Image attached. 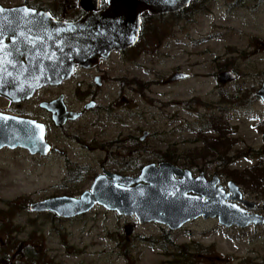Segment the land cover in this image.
Wrapping results in <instances>:
<instances>
[{
  "label": "rangeland",
  "instance_id": "rangeland-1",
  "mask_svg": "<svg viewBox=\"0 0 264 264\" xmlns=\"http://www.w3.org/2000/svg\"><path fill=\"white\" fill-rule=\"evenodd\" d=\"M222 3L223 0H215L212 14L199 16L189 33L175 28L161 49L149 47V53L156 50L153 55L138 58L139 47L125 55L127 62L121 58V76L127 74L140 81L138 91H125L121 95V173L136 176L144 165L157 163L159 154L168 152L178 157L176 165L190 169L195 176L201 172L207 178L218 174L227 188L228 181L233 180L229 169L245 171L260 162L251 153L264 147V102L256 95L264 81V10L256 14L242 6L227 11L220 7ZM177 70L190 73L191 77L170 82L169 78ZM226 70L235 71L238 77L220 82L218 74ZM6 103L0 98V111ZM218 117H223L232 129L225 134L229 142L226 157H222L223 152L202 149L206 146L205 140L215 135L209 128L212 118ZM45 121L51 143L66 149L82 164L100 171V165L87 149L58 132L50 120ZM70 129L71 134L85 140L86 119ZM145 130L152 136L146 138L144 152L134 159L132 150L136 145L131 137L139 138ZM114 131L105 137L110 138ZM60 155L54 151L44 156L33 155L23 148L0 150L1 236L5 235L2 230L7 226L31 225L36 221L34 224L46 226L45 231L49 232L44 233L45 247H53L58 260L66 264L83 260V264H264V224L226 227L213 217L191 220L174 232L175 244L179 246L170 247L172 255L164 253L161 247L140 242L136 243L131 259L120 258L110 251L112 242L107 244L110 252L104 255H65L59 238L50 235L51 213L38 216L28 208L34 201L72 194L92 183L87 179L76 188L66 176ZM230 156L240 157L229 164L226 160ZM241 189L245 197L257 201L264 210V193H252L243 186ZM101 211L94 213L100 215L97 220L107 219L113 229L119 217L113 213L106 216ZM130 221V216L121 215V234L122 225ZM83 227L80 224L70 228L75 232L73 240L77 243L81 242L80 234L89 240ZM138 231L158 235L161 228L158 224H145ZM186 259L192 262H184Z\"/></svg>",
  "mask_w": 264,
  "mask_h": 264
},
{
  "label": "water",
  "instance_id": "water-1",
  "mask_svg": "<svg viewBox=\"0 0 264 264\" xmlns=\"http://www.w3.org/2000/svg\"><path fill=\"white\" fill-rule=\"evenodd\" d=\"M97 1L81 0L88 12L78 20H59L28 6L6 8L0 4V95L21 101L43 86L58 85L71 77L76 65L89 67L113 50L137 44L143 11L176 12L190 3L108 0L106 9L94 11ZM237 76L226 70L219 79L226 83ZM187 77L188 73L177 72L169 81ZM256 94L264 102V82ZM45 105L51 109L50 104ZM79 116L63 112L54 120L62 125ZM46 131L43 122L0 111V150L21 147L31 154L48 155L51 144ZM96 203L121 215L135 216L141 224L155 221L171 229L201 217L217 218L226 227L264 224V214L254 211L257 201L245 197L234 180L225 188L218 174L207 178L201 172L195 176L190 169L169 161L146 164L136 176L106 172L78 198L53 196L32 202L30 209L70 217L88 212Z\"/></svg>",
  "mask_w": 264,
  "mask_h": 264
},
{
  "label": "flooded vegetation",
  "instance_id": "flooded-vegetation-1",
  "mask_svg": "<svg viewBox=\"0 0 264 264\" xmlns=\"http://www.w3.org/2000/svg\"><path fill=\"white\" fill-rule=\"evenodd\" d=\"M214 1L190 0L187 6L176 12L153 13L150 10H145L141 16L139 39L134 46L124 50H113L107 57L100 58L89 67L76 65L70 78L58 85L43 86L29 99L13 101L0 95V98L7 102L1 112L45 123L47 140L49 125L45 120H50L58 132L76 140L81 147L87 149L90 156L95 157V163L100 165V171H95L89 165L82 164L66 149L56 146L48 140L51 144L50 152L61 153L60 157L64 163L66 176L76 185V188H78L77 185H81L87 179L92 181L86 189H78L72 194L63 195L78 198L84 191L91 190L99 175L106 172L121 174V95L124 96L125 91L133 92L140 89V81L137 78L132 79L127 74L121 76V58L122 61L127 62L125 55L128 53V56L130 51L139 47L141 48L138 58L153 55L156 50L149 53L148 48L161 49L168 37H172L175 28H180L183 33H189L191 26L197 22L199 16L212 14ZM96 3L97 7L94 11L104 10L108 6V0H98ZM0 4L6 8L28 6L36 11L48 12L52 17L59 20H78L88 12L82 6L81 0H0ZM242 6L249 8L251 13L257 14L264 10V0H223V3L220 4V7H225L227 11L236 10ZM9 40L10 38H7V41ZM177 72L183 71L177 70L174 74ZM188 74L189 77L187 78H190L191 74ZM144 84V88L147 89V82L145 81ZM45 104H50L51 109H48ZM63 112H75L79 113L80 116L76 119H67L62 125H57L54 116L62 115ZM83 118L86 119L87 135L85 140L70 132V127ZM60 121H62L61 116ZM111 131H114L112 136L110 138L105 137ZM150 136L152 134L145 130L141 137H131L136 145V148L132 150L134 151V159L144 152L143 149H146L144 148L145 140ZM158 158L159 161L156 164L167 161L161 154ZM109 164L111 166H108ZM30 205L31 203L29 209ZM101 210L106 213V216L108 213H113L119 217L113 229L107 224V219L97 220L100 215L94 213L97 211L101 213ZM31 211L38 216L44 212L51 213L50 235L59 238L60 245L64 248V254L69 257H82L86 253L104 255L106 251L110 250V247L107 246L109 242L113 243L110 251L120 258L123 256L129 259L133 258L132 255L136 250L137 242L146 243L152 247H161L163 252L168 255L173 254L169 250L170 247L179 246L175 244L177 241L173 233L182 227L171 229L168 225L155 221L141 224L135 216H130L132 221L122 225L123 232L121 234V214L117 210L109 209L100 203H96L88 212L70 217L60 216L49 210ZM254 211L264 214L262 205L258 202ZM90 220H92V224L91 227H88ZM34 223L36 221H33L31 225L26 223V225L14 224L2 230V233L5 231V235L1 236L2 234H0V264H66L58 260L53 247L50 249L45 247L44 233L49 234L45 231L46 226ZM80 224L84 225L82 231H86L89 240H84L83 234H80L81 242L77 243L73 240L75 232L71 231L70 228ZM145 224H158L161 228L160 234H146L138 231L139 226ZM55 250L57 249L55 248ZM50 251L54 254L49 253ZM83 263L84 260L75 264Z\"/></svg>",
  "mask_w": 264,
  "mask_h": 264
},
{
  "label": "trees",
  "instance_id": "trees-1",
  "mask_svg": "<svg viewBox=\"0 0 264 264\" xmlns=\"http://www.w3.org/2000/svg\"><path fill=\"white\" fill-rule=\"evenodd\" d=\"M212 121L213 124L210 125L211 128H209V130L214 131L215 135H213V137L210 139L205 140L206 146H204L202 149L205 151L215 150L214 152L218 153L223 152L221 153L222 157H226L229 151V142L227 141L225 134L227 131L232 130L231 125H229L223 117L220 119L218 117L217 120L212 118ZM245 154H249L248 151H246ZM251 154V156H256L258 159H260V162L252 167L247 168L245 171L229 169L228 173L229 176L233 178L237 184L243 186L244 189H249L252 193H264V147L260 150L253 149ZM161 155L167 161L178 164V157L175 154L163 152ZM239 157L240 156H230L226 161H228L230 164ZM183 261L190 263L192 262V259H186Z\"/></svg>",
  "mask_w": 264,
  "mask_h": 264
}]
</instances>
